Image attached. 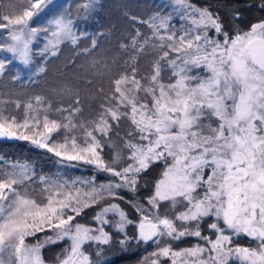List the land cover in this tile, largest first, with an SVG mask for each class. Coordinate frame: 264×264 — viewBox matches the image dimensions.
I'll use <instances>...</instances> for the list:
<instances>
[{
	"label": "snow or ice",
	"instance_id": "1",
	"mask_svg": "<svg viewBox=\"0 0 264 264\" xmlns=\"http://www.w3.org/2000/svg\"><path fill=\"white\" fill-rule=\"evenodd\" d=\"M91 6L88 0L85 12ZM46 8V0H27L20 14H0L7 33L0 51L10 54L0 59V76L14 61L31 65L41 35L44 60L62 44L78 46L66 15L33 26ZM130 20L119 45L124 67L106 92L99 89L91 120L78 119V97L52 118L39 96L22 119L0 110V137L29 141L64 168L91 170L37 176L26 162L0 160V264H46L42 250L62 242L56 264H96L93 256L115 237L125 247L155 245L140 264H264V20L230 34L218 11L195 0H169L163 12ZM141 57H150L146 71ZM121 124L127 132L113 150ZM152 167L161 172L149 188L141 181ZM142 189L149 194L137 201ZM89 211L91 223H81ZM186 239L194 242L178 247Z\"/></svg>",
	"mask_w": 264,
	"mask_h": 264
},
{
	"label": "trees",
	"instance_id": "2",
	"mask_svg": "<svg viewBox=\"0 0 264 264\" xmlns=\"http://www.w3.org/2000/svg\"><path fill=\"white\" fill-rule=\"evenodd\" d=\"M77 1L79 0L72 1L70 5ZM258 1L261 0H195L199 6L207 5L213 11H218L230 34L234 31H246L249 25L256 22L258 14L254 6ZM90 9L87 17L81 16L74 23L73 30L80 36L78 46L70 43L62 44L57 56L48 57L47 60L42 59L39 54L41 46L32 47L35 51L33 58L40 62L39 66L45 67V72L37 74L36 71H32L27 75L15 77L12 70L8 69L3 76H0V110L22 119L24 106L29 102L35 104V97L39 96L45 105L51 106L50 118H52L56 108H66L78 97L82 111L78 119L86 121L95 116L101 102V97L98 95L99 89L103 88L105 92L108 90L110 78L123 69V61L127 59L119 45L125 43L132 32L133 24L130 17L147 19L152 11L159 8L152 0H98ZM236 11L240 13L239 19L234 17ZM135 26L145 31L143 26L139 24ZM93 39L96 41V47L91 49ZM37 41L41 42V40ZM85 48L91 49V53L82 54ZM139 63L142 71H146L150 57H141ZM17 102L21 105L19 109L15 107ZM126 129V124L114 127L110 137V142L114 145L113 150L122 147V137L127 132ZM104 155L106 158L111 155L108 148L104 149ZM0 160L6 163L26 162L35 169L37 176L74 178L87 176L91 171L81 168H64L51 153L23 140L1 141ZM160 172V167H152L141 184H147L150 188ZM148 194L146 189H142L137 201ZM128 211L133 217L136 215L132 209ZM91 217L92 212L89 211L86 216L77 219L88 224L91 223ZM34 241L31 240V242ZM63 243L46 246L42 250L44 260H54ZM130 245L116 252L119 254L116 260L111 259L102 264H132L139 261L142 254L149 249L135 242Z\"/></svg>",
	"mask_w": 264,
	"mask_h": 264
},
{
	"label": "rangeland",
	"instance_id": "3",
	"mask_svg": "<svg viewBox=\"0 0 264 264\" xmlns=\"http://www.w3.org/2000/svg\"><path fill=\"white\" fill-rule=\"evenodd\" d=\"M72 1H75V0H46L47 8L38 18H34V20H36V23L33 24V26L45 27L47 26L49 20L57 18L58 16H61V15L68 16L69 18L73 20L74 23L81 16L82 18L87 17L91 9L85 12L83 5L88 3V0H84V2H79L80 1L79 0L75 2L76 5L74 3L73 5H70ZM97 1L98 0H92L91 8L95 6ZM152 1L155 3L156 7L159 9L158 10L155 9L154 11H152L151 15L155 14L157 11L163 12L169 3V0H152ZM203 6H207V5H203ZM25 7H27V0H0V14H20V12H22V10ZM5 40H7V33L4 32L3 30H0V43H3ZM37 40H41V42H38ZM44 43H45V40L43 38V35H41L33 42L31 47L39 45L41 46L40 49H42L44 46ZM34 52L35 51L32 49L33 54ZM5 57L10 58V54L0 51V59H4ZM39 64L40 62L34 58H33L32 64L27 65V66L22 65L19 61H14L13 63L8 64L6 71H8V69L12 70L15 77H18L19 75L24 76V75H27V73L29 74V72H32V71L34 72L36 68L39 67ZM161 214H164V209H161ZM128 234L129 236L134 235L135 228L129 227ZM40 239H43V234L40 235ZM115 239H119V237H115L113 244L105 247L103 253L99 257L93 256V259L96 261V264H102L103 262L110 261L111 259L112 260L117 259L119 254L116 252L120 251L125 246H121L115 243ZM188 240L189 241H187V244H192L194 242L192 239H188ZM32 243H35V241ZM66 243L67 242H64L63 244H61V247H60L61 249L59 248L58 250L59 252L55 255L54 260H48V261L45 260L46 264H56V257L58 256V254L61 253L62 249L66 246ZM249 243L250 241L247 242V244ZM130 246L131 245L126 246V247H130ZM151 246L152 247H149V249L142 254L141 256L142 258L144 256H147L149 253H151L155 249V245H151ZM185 246H188V245H183L182 247H185ZM178 247H181V246L178 245ZM89 251H94V249H89ZM142 258H140L139 261L134 262L132 264H140V262L142 261Z\"/></svg>",
	"mask_w": 264,
	"mask_h": 264
},
{
	"label": "flooded vegetation",
	"instance_id": "4",
	"mask_svg": "<svg viewBox=\"0 0 264 264\" xmlns=\"http://www.w3.org/2000/svg\"><path fill=\"white\" fill-rule=\"evenodd\" d=\"M262 3V0L261 1H258L257 3H256V5L254 6V10L256 11V13L258 14V19H256V21H261V20H264V11H262L261 10V8H260V4ZM253 23H256V22H253ZM249 27H250V25H249ZM249 27L247 28V30L249 29ZM246 30V31H247ZM187 241H189L188 239H186L183 243H181L182 245H181V247L183 246V245H190V244H187ZM247 240H245V239H241L240 241H239V243L241 244V245H247ZM136 244V243H135ZM139 245H144V244H139ZM145 246V245H144ZM146 247H152V246H146Z\"/></svg>",
	"mask_w": 264,
	"mask_h": 264
},
{
	"label": "water",
	"instance_id": "5",
	"mask_svg": "<svg viewBox=\"0 0 264 264\" xmlns=\"http://www.w3.org/2000/svg\"><path fill=\"white\" fill-rule=\"evenodd\" d=\"M256 22H259V21H256ZM15 140H17V139L0 137V142H1V141H8V142H11V141H15Z\"/></svg>",
	"mask_w": 264,
	"mask_h": 264
}]
</instances>
